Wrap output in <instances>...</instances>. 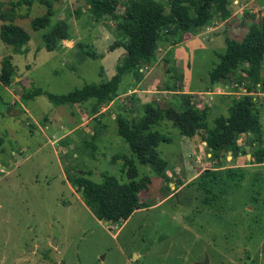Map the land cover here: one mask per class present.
Returning a JSON list of instances; mask_svg holds the SVG:
<instances>
[{"label":"rangeland","instance_id":"obj_1","mask_svg":"<svg viewBox=\"0 0 264 264\" xmlns=\"http://www.w3.org/2000/svg\"><path fill=\"white\" fill-rule=\"evenodd\" d=\"M10 1L16 0H0V28L5 22L2 12L11 13ZM42 1L16 8L14 22L30 34L26 43L9 45L0 37V73L6 56L15 66L12 83L0 84V264H199L206 258L209 264H264V160L252 162L250 146L246 154L223 153L215 161L205 130L188 137L194 145L189 142L183 147L176 102L186 98L185 90H192L193 104L208 107L210 124L228 115V105L247 91L246 66L214 86L209 84V71L226 50L228 36L241 41L253 24L264 21V0H241L239 8L229 3L233 4L231 10L227 8L230 14L237 12L232 29L223 24L210 32L214 21H223L217 8L223 0H217L212 22L192 33L187 42L172 46L163 34L157 61L141 69L139 81L124 77L116 102L95 113L91 100L57 105L45 95L29 98L27 93L37 87L68 93L114 76L115 65L105 67L102 56L112 49L117 24L95 22L88 14L87 0ZM127 1L118 0L117 9L124 11ZM158 1L170 11V0ZM49 8L54 11L52 25L62 20L69 24L70 38L60 41L55 50L44 45L43 34L49 27L32 26V20ZM100 27L107 31L99 33ZM87 51L97 58L86 55ZM125 54L126 50L120 59ZM157 63L162 66L151 76V80L160 78L155 92L141 91L139 84ZM166 81L176 90L164 91ZM253 92L264 123V90ZM154 100L168 113L154 129L170 138L159 144L162 157L170 163L166 169L170 179L138 164L139 178L150 177L138 194L140 208L127 220L102 221L84 201L73 176L92 169L90 178L96 182L102 181L103 173L129 182L124 159L112 160L115 154L130 155L128 144L118 135L116 115ZM232 168L244 175L239 187L231 181L224 184ZM208 169L224 179L212 185L218 197L207 203L206 197L212 195L200 182Z\"/></svg>","mask_w":264,"mask_h":264},{"label":"trees","instance_id":"obj_2","mask_svg":"<svg viewBox=\"0 0 264 264\" xmlns=\"http://www.w3.org/2000/svg\"><path fill=\"white\" fill-rule=\"evenodd\" d=\"M33 2L34 0L10 1L11 13L2 12V19L5 22L1 25L0 37L6 44L20 46L30 39V34L14 20L17 16V7L23 3L31 6ZM42 2L48 3L46 0ZM87 2L88 14L95 22L112 21L117 24L114 30L116 39L111 48L123 46L126 54L117 64L116 73L104 82L86 83L68 93H53L37 87L27 93L29 98L45 95L57 105H75L91 100L92 110L95 113L101 106L116 102L121 93V84L125 81L124 77L131 76L139 81L141 69L157 61V50L162 44L163 34L166 35L170 45L175 46L183 40L187 32H198L202 27L210 24L217 14L214 8L217 0H170L168 3L170 11H167L166 5L158 0H128L124 4V11L117 9L118 0H87ZM228 4L229 0H223L220 6L218 5L217 8L222 11L219 19L225 20L230 16L227 10ZM53 16L54 11L49 8L47 14L32 20V26L36 30L49 27V30L43 34L44 45L48 50H55L60 41L70 38L68 22L62 20L52 25ZM226 42V50L220 54L219 61L209 71V84L214 86L228 81L238 69L246 66L244 69L247 71L248 79L244 80V83L247 85V93L233 99L228 105V115L224 119L215 118L212 124L209 122L211 113L208 107H196L195 102L192 101V99L196 100L195 94L184 92L186 98L182 102L176 101L179 104L177 114L184 135L192 137L201 130L206 131L205 140L215 161L219 162L223 153L228 156L229 151H232L234 157L246 154V146L249 145L252 147L254 157L252 162L261 163L264 160V123L261 120V109L255 101L256 95L252 92L257 89L264 90V21L253 24L243 40L238 41L228 36ZM170 52L171 50H168L166 53V59ZM85 53L97 58L96 53L89 51ZM14 71L12 60L7 56L4 57L0 84L10 85ZM164 90H176L175 84L171 85L166 81ZM167 116L168 113L156 100L140 103L139 107L131 109L130 113L119 112L116 115L118 135L128 144L130 155L115 154L112 160L118 162L119 159H124L123 170H128L129 182H122L116 175L110 173H103L102 181L96 182L90 178L93 174L92 169H83L82 173L79 171L73 176V182L82 192L84 201L100 220L112 219L114 223L127 220L136 209L140 208L138 194L148 186L150 177L147 175L139 178L138 164L149 166L153 175L164 180L170 179L166 174L169 160L162 157L159 151V144L162 141H170V138L154 129V126L166 120ZM244 135H247L246 139ZM239 172V169H229L227 173L229 177H226L228 180L224 184L231 181L239 187L244 177L243 173ZM201 178V187L212 195L206 197L205 202L208 203L212 198L218 197L212 190V185L224 178L219 172L209 169Z\"/></svg>","mask_w":264,"mask_h":264},{"label":"crops","instance_id":"obj_3","mask_svg":"<svg viewBox=\"0 0 264 264\" xmlns=\"http://www.w3.org/2000/svg\"><path fill=\"white\" fill-rule=\"evenodd\" d=\"M233 1V4H239V2H241V0H229V3H231ZM233 4H228V8L231 10L232 9V5ZM240 6L238 5L237 6V8H239ZM241 9V8H240ZM240 11V10H239ZM236 14H237V12H235V13H232V14H230V16L228 17V18H226L225 20H223L222 22L221 21H214L215 23H213V25L212 26H209V28H211V30L212 31H210V32H213V33H215L216 32V30H218V29H221L222 28V25L223 24H225V26H226V28L229 30V29H232L233 28V26L235 25L234 23L236 22ZM239 16V15H238ZM103 31L105 32V31H107V29L105 28V27H100L99 28V33H103ZM207 33V32H206ZM184 36H186L185 37V39H183L184 40V42H187L188 40H190L191 38L190 37H192V36H194L192 33H187V34H185ZM106 37H108V35L106 36ZM179 47V46H178ZM118 50H120L119 52H118ZM106 53L102 56V62H103V64L105 65V67H106V64L107 65H115L114 67L116 68V65H117V63L119 62V60H120V57H121V54H124L125 53V50L123 49V47L121 48V47H116V48H114V49H109V50H106L105 51ZM116 52H118V53H116ZM180 54V53H179ZM181 56V55H180ZM176 59L177 58H179V57H175ZM160 66H162V65H160V63H157L156 65H154V66H152L151 67V69H150V73H149V75H146L145 77H144V81H142V83L143 84H139V89H141V91H145V92H149V93H151V92H155V86H156V83L157 82H159L160 81V78L159 77H155L156 79L155 80H151L152 79V74H156L157 73V70H159L160 69ZM116 73V72H115ZM113 77V75H110L109 76V79L110 78H112ZM134 80L135 79H133V78H131V82L133 83L134 82ZM146 85V86H145ZM139 89H135L134 91H136V90H139ZM163 89V88H162ZM197 90V89H196ZM196 90H195V92H196ZM165 91V90H164ZM192 91V90H191ZM190 90H185L184 92H191ZM198 91V90H197ZM203 91H205V90H203ZM111 106V104H109L107 107H110ZM106 107V108H107ZM105 108V109H106ZM112 117L113 118H115V113H113V115H112ZM182 130V129H181ZM73 131V130H72ZM92 133L94 132L93 130L91 131ZM184 137H191V136H187V135H184L183 136V144H182V146L183 147H185V143H189L190 142V140H191V138L189 139L188 138V140L189 141H187V140H185L184 139ZM193 137V136H192ZM186 141V142H185ZM117 143H122V141L120 140V141H117ZM191 143V142H190ZM192 145H194V143H191ZM197 148V146L196 147H194L193 146V149H196Z\"/></svg>","mask_w":264,"mask_h":264},{"label":"water","instance_id":"obj_4","mask_svg":"<svg viewBox=\"0 0 264 264\" xmlns=\"http://www.w3.org/2000/svg\"><path fill=\"white\" fill-rule=\"evenodd\" d=\"M246 138H247V135H244V139H246ZM246 150H247V152H249V150H250V146L247 145V146H246ZM229 153H232V151H229ZM105 222L112 223L113 220L110 219V220L105 221ZM199 264H209L208 258H206L204 261L200 262Z\"/></svg>","mask_w":264,"mask_h":264},{"label":"built area","instance_id":"obj_5","mask_svg":"<svg viewBox=\"0 0 264 264\" xmlns=\"http://www.w3.org/2000/svg\"><path fill=\"white\" fill-rule=\"evenodd\" d=\"M245 93V92H244ZM246 93H247V91H246ZM252 93H254V92H252Z\"/></svg>","mask_w":264,"mask_h":264}]
</instances>
